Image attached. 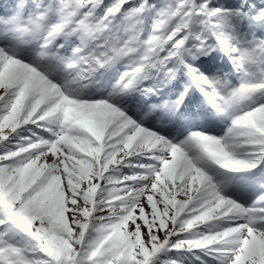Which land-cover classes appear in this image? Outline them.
Masks as SVG:
<instances>
[{"label": "snow or ice", "instance_id": "6c2138e0", "mask_svg": "<svg viewBox=\"0 0 264 264\" xmlns=\"http://www.w3.org/2000/svg\"><path fill=\"white\" fill-rule=\"evenodd\" d=\"M0 8V264H264V0Z\"/></svg>", "mask_w": 264, "mask_h": 264}, {"label": "bare ground", "instance_id": "6f19581e", "mask_svg": "<svg viewBox=\"0 0 264 264\" xmlns=\"http://www.w3.org/2000/svg\"><path fill=\"white\" fill-rule=\"evenodd\" d=\"M225 122H226V121H225ZM223 123H224V122H223ZM236 175H237V174H230L231 179H232V183H231L229 186L234 185V186H238V188H239V187L243 186V184H242L243 180H241V179H236V178H235ZM243 187H244V186H243ZM230 194H233V193H230Z\"/></svg>", "mask_w": 264, "mask_h": 264}, {"label": "rangeland", "instance_id": "374dc122", "mask_svg": "<svg viewBox=\"0 0 264 264\" xmlns=\"http://www.w3.org/2000/svg\"><path fill=\"white\" fill-rule=\"evenodd\" d=\"M12 2V0H0V5H3V4H5V3H11ZM3 10H2V8H0V14H2L1 12H2ZM217 60H219V59H217ZM215 61V63L216 62H218V61ZM236 83H238V82H236ZM254 185V184H253ZM251 188V190H254V187L253 186H251L250 187ZM252 191H249L248 192V194H250ZM187 264V263H186Z\"/></svg>", "mask_w": 264, "mask_h": 264}]
</instances>
